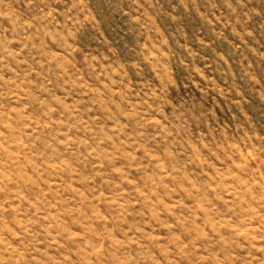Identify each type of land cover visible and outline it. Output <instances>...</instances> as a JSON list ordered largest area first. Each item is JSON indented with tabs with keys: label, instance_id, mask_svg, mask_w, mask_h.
<instances>
[{
	"label": "rangeland",
	"instance_id": "obj_1",
	"mask_svg": "<svg viewBox=\"0 0 264 264\" xmlns=\"http://www.w3.org/2000/svg\"><path fill=\"white\" fill-rule=\"evenodd\" d=\"M0 264H264V0H0Z\"/></svg>",
	"mask_w": 264,
	"mask_h": 264
}]
</instances>
